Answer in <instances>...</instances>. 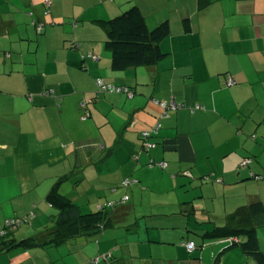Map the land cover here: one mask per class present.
<instances>
[{
	"label": "crops",
	"instance_id": "0c3cea01",
	"mask_svg": "<svg viewBox=\"0 0 264 264\" xmlns=\"http://www.w3.org/2000/svg\"><path fill=\"white\" fill-rule=\"evenodd\" d=\"M132 6L149 29L169 23L166 57L114 70L105 22ZM172 102L182 107L165 116L161 103ZM256 176L264 177V0H0V229L14 217L55 223L48 196L58 185L75 204L72 194L91 197L90 211L116 203L112 226L76 240V262L61 253L63 264H252L224 240L186 244L198 245L189 234L201 231V217L264 205ZM170 192L178 204L141 206ZM256 226L264 253V215ZM17 229L11 238L25 239ZM60 247H0V264H54L61 259L42 251Z\"/></svg>",
	"mask_w": 264,
	"mask_h": 264
},
{
	"label": "trees",
	"instance_id": "16d2710c",
	"mask_svg": "<svg viewBox=\"0 0 264 264\" xmlns=\"http://www.w3.org/2000/svg\"><path fill=\"white\" fill-rule=\"evenodd\" d=\"M105 26L107 29L106 47L112 54L114 70L154 66L166 57L161 43L171 35L169 23L165 22L154 29H149L139 7H130L119 16L106 21ZM48 202L56 211L53 214L55 226L49 230L52 236L39 232L23 240L12 239L11 236L15 230L24 223H30L31 219L30 217L8 218L4 227L0 229L1 251L12 250L16 247L47 249L73 244L81 237L96 236L112 226L111 209L116 203H106L96 210L85 213L81 206L60 193L58 185L49 194ZM125 202L122 200L117 206ZM263 215L264 205L259 202L240 207L228 214L223 225L214 224L215 216L211 214L204 219L209 218L208 223L212 224L213 228L206 230L201 238L199 236L195 239L198 245L195 242L192 243L196 248L215 240H224L230 244L229 247H240L252 258V264H264V253L259 246L256 226V220ZM10 219L19 220L20 224L7 226V221Z\"/></svg>",
	"mask_w": 264,
	"mask_h": 264
},
{
	"label": "rangeland",
	"instance_id": "374dc122",
	"mask_svg": "<svg viewBox=\"0 0 264 264\" xmlns=\"http://www.w3.org/2000/svg\"><path fill=\"white\" fill-rule=\"evenodd\" d=\"M88 188H90V187H88ZM129 190H132V189H129ZM127 191L128 190H126V192ZM176 197H177V195L174 192H170L169 196H165V197H162V196H152L151 198H148L143 203H141V206L143 205L144 207H146L148 209L153 208L154 210H163V208L161 207V205L178 204ZM69 198H72L73 200H78V205H80L83 209L89 208L88 207V200L91 199V197H87L85 195V197H83L82 199H78L79 198V194L78 195L77 194H72V195H70ZM122 199L124 200L125 197L122 198ZM131 205H132V203L130 202L128 204V206H131ZM144 210H146V209L144 208ZM89 211L90 210L85 209L83 212L86 213V212H89ZM54 212H56L54 209L51 210V212H50V215L52 217H53ZM208 219L209 218L204 219V217H201L199 220L202 221V224H200L199 227H198L199 230H201V231H195V234L190 233L189 236L190 237H193V239L199 238V236L201 238V236L204 235V233H205L206 230H211L213 228V225L210 224V223H208ZM49 220H51V219H49ZM175 221L178 222L177 220H173L172 222H175ZM166 222H168V221H166ZM213 222H215L214 224L222 225L223 224L222 222H225V219L222 220V218L214 217ZM45 224H48V225L45 226ZM159 224L162 225L163 223L161 222ZM168 225H170V224H168ZM54 226H55V223H53L52 220L51 221H48V223H45L43 221L42 224L41 223L38 224L36 221H32V223L30 222V223H24V224H22L19 227V229H17V230L20 231V233L22 232L23 235L25 236V239H26L27 237H32V236L36 235L38 232H45L47 236H52L51 231H49V230H51ZM168 236L171 238L170 235H168ZM73 245H75V243L68 244V245H65V246L62 245L59 249H49L47 251L46 250H43L42 251V254L43 253H52L53 256H55V257L58 258L60 256V254L63 253V255L65 256V259H66L65 261H67L69 263H75L76 262V259H77L75 257V254H69L70 253L69 252L70 247L73 246ZM228 245L230 246V244H228ZM21 248L22 249H25L27 247H21ZM36 249H34V250H36ZM229 249H231V248H229ZM233 249H236V247L233 248ZM30 251L32 253L31 248H30ZM59 259H61V260L57 261L54 264H63L62 263V260L64 258L62 259L61 257H59ZM156 264H163V263L160 262V261H158V262L156 261ZM168 264H175V263L173 261H170Z\"/></svg>",
	"mask_w": 264,
	"mask_h": 264
},
{
	"label": "built area",
	"instance_id": "2783aa9c",
	"mask_svg": "<svg viewBox=\"0 0 264 264\" xmlns=\"http://www.w3.org/2000/svg\"><path fill=\"white\" fill-rule=\"evenodd\" d=\"M40 30H43V27H40ZM228 84H229V85H232V84H234V81L230 79V80L228 81ZM98 85H99V87H100L102 90H112V91H117V92H126V93H128V96H132V93H131L128 89H125V88H117V87H115V86H113V85H105L102 81H98ZM161 107L165 110V116H167V115H168V110H176V109H178V108H181L182 105H180V104H178V103H175V102H172V103H170V104L161 103ZM200 108H201L200 106H197V109H200ZM159 128H160V125H156V126L154 127L153 131L157 132V130H158ZM148 136H149V133H148V132H145L144 135H143V138H146V137H148ZM146 147H147V149H148V148L153 147V145L148 143V144L146 145ZM245 163H248V161L245 162ZM159 166H160L161 168H165L166 163H159ZM255 178H256V179H264V177L262 178V177H260V176H256ZM130 183H131V181L127 180V181L123 182L122 185H123V186H128ZM126 199H127V198H125V199L123 200V202H125ZM17 224H20V221H19V220H18V221H15V220H13V219H10V220L7 221V226H14V225H17ZM186 246H187V248H188L190 251H192V250L195 249V244L192 243V242L187 243Z\"/></svg>",
	"mask_w": 264,
	"mask_h": 264
}]
</instances>
